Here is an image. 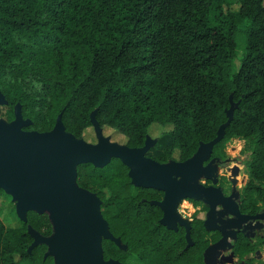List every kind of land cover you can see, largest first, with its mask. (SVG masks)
<instances>
[{
	"label": "trees",
	"instance_id": "1",
	"mask_svg": "<svg viewBox=\"0 0 264 264\" xmlns=\"http://www.w3.org/2000/svg\"><path fill=\"white\" fill-rule=\"evenodd\" d=\"M230 4L0 0V119L13 121L18 106L29 121L24 129L48 132L61 113L74 138L86 141L96 122L129 148L143 147L157 124L160 136L170 137L152 157L160 163L188 160L224 125L210 157H224L231 139L244 141L247 182L239 211L256 215L264 208V0H238L236 10ZM239 33L245 44L236 64ZM75 169L77 186L98 198L111 235L101 239L104 261L206 264L210 244L223 236L197 217L188 229L167 226L164 191L136 184L118 158ZM29 229L49 235L48 215L28 209L17 227L0 219V264H56ZM256 248L236 233L232 251L238 260L262 264L249 257Z\"/></svg>",
	"mask_w": 264,
	"mask_h": 264
},
{
	"label": "water",
	"instance_id": "2",
	"mask_svg": "<svg viewBox=\"0 0 264 264\" xmlns=\"http://www.w3.org/2000/svg\"><path fill=\"white\" fill-rule=\"evenodd\" d=\"M17 107H15L13 121H0V188L11 194L17 201L18 215L23 221L26 220V212L30 209L28 207L30 198H35L40 202H49L57 213H69V217L63 220L59 227L57 226L56 238L41 239L38 242L34 240V243L44 242L46 245L51 244L56 247L57 255L54 261L56 264L117 262L111 259L104 261L102 258L101 239L111 237V235L107 223L100 214L98 198L95 194L80 187L85 192L93 194L94 200L74 194L67 180L66 170L75 169L78 163L90 162L101 166L111 158H118L129 168V174L136 184L151 185L163 190L164 203L170 200L171 204H175V199L178 197L192 196L189 182L195 181L196 175L190 168L176 169L174 166L161 164L146 157L142 147L129 148L116 142H110L108 138L101 135L100 127L96 122H94V127L97 142L88 143L82 139H76L65 131L61 113L57 115L51 131L22 130L21 127L29 121L22 119L19 110L16 111ZM230 112L231 110L228 111L229 114ZM223 127L224 125L219 128L216 138L208 143H202L210 144V151H204L198 157H209L213 144L223 135ZM42 158H48L53 165L40 166L39 161ZM62 166H66L67 169ZM73 172L74 183L77 186L76 169ZM43 185L51 189L49 194H44ZM163 210L167 225H172L170 207L163 205ZM236 214L242 218L248 217L241 215L238 210ZM48 218L52 224L49 215ZM53 227L52 225V229ZM226 227H236L235 221L230 219ZM29 231L31 233L34 230L29 229ZM189 236L187 231L186 237L189 238Z\"/></svg>",
	"mask_w": 264,
	"mask_h": 264
},
{
	"label": "rangeland",
	"instance_id": "3",
	"mask_svg": "<svg viewBox=\"0 0 264 264\" xmlns=\"http://www.w3.org/2000/svg\"><path fill=\"white\" fill-rule=\"evenodd\" d=\"M231 4V10H236L238 7V0H228ZM237 42V58L235 63L238 64L239 59L242 56L244 51V35L239 33L236 38ZM4 98L0 93V102H4ZM18 112V107L17 110ZM3 121V120H0ZM24 126V125H23ZM166 127L165 129H168ZM101 135L105 138H108L110 142H121L124 138L113 131L111 128H100ZM163 131L161 127L157 124H152L148 129L149 140L142 148L145 150L146 155L151 157L157 156L162 148L170 142L169 135H161L160 133ZM86 142L92 143L97 142V133L95 130V134L91 129L85 133ZM84 141V140H83ZM244 141L240 139H231L225 145V157L223 159L219 158H200L198 157L199 154L203 153L204 151H210V144H202L199 151L189 160L185 162H177L175 160L168 161L166 164L174 166L176 169H181L183 167L192 168L195 173H197L198 178L201 175L207 176V180H217L221 174L231 175V179L235 180L232 194L227 198L223 199L222 202L218 201L217 208L215 209L216 212L214 213L213 209L215 204L209 205L205 204L202 205V208L207 211L208 218H207V225L211 226V211H213L214 215H219L225 219L232 218L240 224L238 227H226V224L220 225L219 228L222 229L223 237L216 243L210 244L209 250L206 254V264H244V260H238L237 257L233 254L231 250L232 243L235 238V233L237 230L244 231L249 237H251L252 242H255L257 249L254 253L249 254V257L255 259V261L264 264V210H261L255 216H248L246 218L239 217L234 213L230 212L227 209L226 201L232 203L236 210H238V194L241 186L247 181V176L244 174V160L247 158V153H243L241 150L243 148ZM40 166H52V162L48 158H42L39 161ZM194 167H197L193 169ZM62 168L67 169L66 166H62ZM75 171L74 168H72ZM176 177V175H175ZM197 178V179H198ZM203 180V178H202ZM46 187L44 190V194H49L51 189L47 185H43ZM42 187V188H43ZM179 201V200H178ZM177 201V202H178ZM174 204L172 207L173 209V223L181 222L183 224L189 223V215L191 214V209L186 207L187 204L184 202ZM28 207L32 210H35L37 213H45L49 215L52 225L54 226L51 230L50 234L47 236H43L39 233L31 231V234L34 237V240L38 242L41 239H54L57 236V226L59 227L61 222L69 217V213H57L54 211L53 206L47 201H38L35 198L28 199ZM165 222L167 221L164 215ZM0 219L7 227H17L20 226L23 222L18 215L17 209V201L13 199V196L9 193H6L3 189L0 188ZM216 223L213 222V225ZM102 237V236H101ZM48 251L56 261L57 249L55 246L48 244L47 245ZM109 264H119L118 262H112ZM128 264V263H126ZM142 264V263H140Z\"/></svg>",
	"mask_w": 264,
	"mask_h": 264
},
{
	"label": "flooded vegetation",
	"instance_id": "4",
	"mask_svg": "<svg viewBox=\"0 0 264 264\" xmlns=\"http://www.w3.org/2000/svg\"><path fill=\"white\" fill-rule=\"evenodd\" d=\"M18 110H19V107H18ZM21 128H22V130H26V129H24L23 126ZM92 143H95V141L92 142ZM224 153H225V147H224ZM145 156L148 157V158L153 159L151 156L146 155V153H145ZM224 157H213V158L223 159ZM209 159H211L210 155H209ZM180 163H182V162H180ZM161 164H166V163H161ZM243 166H244V164H243ZM195 168H197V167H194L193 169H195ZM192 172L196 175L195 181L189 182V187H190V189H192V191H191L192 196H183V197H178V198L175 199V204L179 200L177 203L184 202V203L187 204L186 207L191 209V214L189 215V223L186 225V224H183L181 222L173 223V221H172V225H170V226L173 227V228H176L178 224H182L185 228H187V227L189 228L193 218H195V217L202 218L203 220H205V219L207 220L208 214H207V211L202 208V205L207 204L211 208V205L215 204L214 209H213V211L215 213L216 212L215 209L217 208L218 201L222 202L223 199H227L232 194V189H233V185L235 183L234 182L235 180L231 179L230 173H229V175H228V173L227 174L223 173V174H221L219 176V178L217 180L213 179V180L210 181V180H207L208 179L207 176L201 175L198 178L197 173H195L194 170H192ZM202 178H203V180H202ZM245 183H244V185H245ZM243 186H241V188L239 190V194H238V208H237L238 211H239V204H240V193H241V190H242ZM228 204L232 205V207L236 211V207L232 203H229V202L226 201V206ZM163 205L166 206V207H170V209L172 211V219H173V209H172V207L174 206V204H171L170 200H169L168 202H165V203L163 202ZM227 209H229L230 212L233 213V211L228 206H227ZM261 210H264V208H262ZM213 211H211V216H212L211 220H210V223H211V226H212L211 228H219V226L220 225L222 226L223 224L227 225L228 221L230 219H232V218L225 219L223 217H220L219 215H214V217H213ZM239 213L241 214L240 211H239ZM258 213H256V214H258ZM164 214H165V212H164ZM241 215H246V214H241ZM247 216H254V215H247ZM220 219L223 220V221L220 222L219 221ZM234 221L236 223V227L240 226V224H238V222L236 220H234ZM213 222H215L216 224L213 225ZM166 225H167V223H166ZM237 232H242L243 234H245L251 240V237H249L244 231L239 229V230L236 231V233ZM236 233H235V236H236ZM234 240H235V238H234ZM233 243H234V241H233ZM233 243H232V245H233ZM253 243L255 244V242H253ZM231 250H232V246H231Z\"/></svg>",
	"mask_w": 264,
	"mask_h": 264
},
{
	"label": "bare ground",
	"instance_id": "5",
	"mask_svg": "<svg viewBox=\"0 0 264 264\" xmlns=\"http://www.w3.org/2000/svg\"><path fill=\"white\" fill-rule=\"evenodd\" d=\"M66 177H67V180L70 182L71 189H72V192L74 194L79 195V196H82V197H84L86 199H89V200L90 199L91 200H94V195L93 194H90L89 192H85L84 190L80 189L79 187H77L75 185V183H74V172H73V170L67 169L66 170ZM43 190H46V187H43ZM227 206L233 211V213L236 214V211L234 210V208L232 207V205L228 204Z\"/></svg>",
	"mask_w": 264,
	"mask_h": 264
},
{
	"label": "crops",
	"instance_id": "6",
	"mask_svg": "<svg viewBox=\"0 0 264 264\" xmlns=\"http://www.w3.org/2000/svg\"><path fill=\"white\" fill-rule=\"evenodd\" d=\"M128 263H131V264H139L137 261L133 260L132 257L128 259Z\"/></svg>",
	"mask_w": 264,
	"mask_h": 264
}]
</instances>
